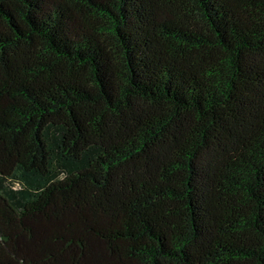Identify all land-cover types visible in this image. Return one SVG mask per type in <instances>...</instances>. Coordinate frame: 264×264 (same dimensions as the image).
<instances>
[{
  "label": "trees",
  "instance_id": "obj_1",
  "mask_svg": "<svg viewBox=\"0 0 264 264\" xmlns=\"http://www.w3.org/2000/svg\"><path fill=\"white\" fill-rule=\"evenodd\" d=\"M0 264H264V0H0Z\"/></svg>",
  "mask_w": 264,
  "mask_h": 264
}]
</instances>
